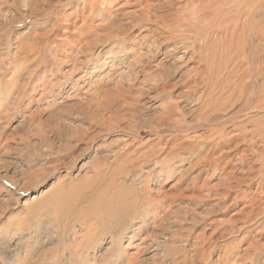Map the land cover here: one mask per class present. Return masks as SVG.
Masks as SVG:
<instances>
[{
	"label": "rangeland",
	"instance_id": "obj_1",
	"mask_svg": "<svg viewBox=\"0 0 264 264\" xmlns=\"http://www.w3.org/2000/svg\"><path fill=\"white\" fill-rule=\"evenodd\" d=\"M149 1L156 15L188 3ZM106 3L0 0V264H264L263 142L225 141L236 132L227 126L217 146L203 125L172 128L162 119L175 103L191 124L201 113L193 98L205 88L227 97L241 77L247 94L225 104L218 120L237 112L258 124L264 111L240 102L261 103L264 77L251 78L247 67L264 69V35L248 22L264 27V2H255L252 18L245 7L231 11L227 30L213 32L209 65L239 63L234 75L215 79L218 87H195L182 75L201 65L184 48L164 58L169 33L135 23L145 3ZM236 45H245L247 60ZM129 112L135 124L121 116ZM152 145L154 156L137 158Z\"/></svg>",
	"mask_w": 264,
	"mask_h": 264
},
{
	"label": "bare ground",
	"instance_id": "obj_2",
	"mask_svg": "<svg viewBox=\"0 0 264 264\" xmlns=\"http://www.w3.org/2000/svg\"><path fill=\"white\" fill-rule=\"evenodd\" d=\"M112 1L113 0H107L106 4H109V2L111 3ZM137 1H139L141 3H145V4L143 5L142 8H140V12L141 13L138 14L136 17L134 16L135 23L141 24L143 22H147L149 24L156 25L157 28H161V31H159V32H161V35H163V32L169 33V36H167V38H166L167 41L162 42V44H164V45L168 44L169 46H167V47H170V48H168L169 50L163 52L164 55H165V57H164L165 59H167V57H171L172 56L171 52L173 50H176V49H180L181 50L182 48H184L186 57H189L187 59H189L191 61V60H194L196 58V60L198 59L201 62L200 66L193 68L192 73L190 72V69L188 70L189 73L193 74V76H190V74H185V73L182 74V75L187 76V77L189 76L190 79H193L192 80L193 83H196L198 81L199 83L195 84V87H197L201 82L204 83L205 87H208V86L211 87L212 84L215 85V82H216L215 79L217 80V79H219V77L223 78V75L226 74V71L227 72L231 71L230 72L231 75H234L236 73V72H234V70H238V67H239L238 61L234 63L235 67L232 68L229 65V61L228 62L227 61H223L225 58L222 59L221 61L219 60L220 63H218L217 62L218 60L215 58L217 60V61H215L212 58V56H211L213 61H215V66H213L212 63H211V65H209L210 64V57L205 53L206 48L209 45H211V43H212V45H217L215 43V40L217 38H215V40H214V38L212 37L213 34H214L213 32L214 31H219V30H227L226 28H228L227 27L228 26L227 25L228 14H230L231 11L236 10L238 13H240L241 7H245L246 10L249 13V17L252 18L253 14H254V10H255V7H254L255 2L256 3L257 2H259V3L264 2V0H255V1L254 0H198V1L197 0H188L187 1L188 3L186 2L187 6H184V7L176 9L177 14H175L173 12V13H167L165 15H156L155 13H152L150 11L152 6H153V3H151L149 0H137ZM165 4H166V2H165ZM225 7H227V8H225ZM162 11H164V10H162ZM153 15H156L155 19H152V18L146 19V17H150V16H153ZM248 28H249V31L256 30L258 32H261V35H264V27H261V26L259 27V24L257 23V21L254 20V18L249 20ZM155 30L157 31V29H155ZM126 33H127L126 31L122 32V34H126ZM108 35H109V37H112V35L114 36L113 30H110L108 32ZM162 37L165 38V36H162ZM234 39L235 38L232 35L231 41H234ZM122 41H123V39H122ZM235 42H236V40H235ZM237 43H238V41H237ZM170 44H174V45L177 44V45L174 46L175 48L174 47L171 48ZM242 46L241 45H238V46L236 45L237 53L236 52L235 53L239 55L238 56L239 59H241L240 57H242V59L245 57V54H244V57H243V48L245 47V45H242ZM154 47H156V46H153V47L151 46V48L149 49L150 53H152L155 50H157V49H154ZM167 47H166V49H167ZM223 49H225V46H224ZM229 49H231V47ZM229 49L227 51H229ZM234 51H235V49H234ZM232 52H233V49H232ZM218 53H219V50H218ZM142 55L143 54H140V56H139V54H138L139 57L137 56L136 59L131 60L134 63L130 64V67H131V65L133 66V64L138 65L141 62L140 57H144ZM212 55H214V54H212ZM221 56H223V55L221 54L220 57ZM230 56H233V55H230ZM227 57H228V55H227ZM228 59H226V60H228ZM247 59H248V56L246 55V57L243 60H247ZM158 65L161 66V68L164 66L162 61L157 63V66ZM253 66H254L253 63L250 62L249 67H247L249 75L251 76V78L255 77L256 71H257V74H259L260 76L264 77V69L263 68L259 69V68H261L260 66H258V67L255 66V69H253ZM201 67H203V69ZM144 68H146V66H144ZM223 69H224V72L222 73ZM209 72H211L213 74L214 78H213V76L211 74L207 75V76L205 75V74H209ZM208 76H209V78H210V76H212L211 80H213V81H210L207 78ZM240 76H241V74H240ZM225 79L228 80V78H225ZM244 79L245 78L239 77V79H238L239 83L236 82V84L234 83V85L231 84V86H233L234 88H233V91L230 92L227 95V97L224 95L223 92L220 93V94L215 93L214 95H210L211 91L208 92L207 88H205L206 90H204V92H201L202 94L198 95L197 98H193V101L199 103L198 104L199 105V109L198 110H200L201 113L199 114L200 116L197 119L192 120L193 122L191 124H188V120L185 118L183 112H182V114L181 113L180 114L177 113L178 106H176L175 103H171V104L169 103L167 106H165L163 104L165 107L163 109L164 113L162 112V114H163L162 119L166 120V121H164L165 123L169 122V124L171 125L170 127H172V128H176L177 126H179V128L185 127L186 130H195L198 127H200L201 125H203L205 127H203L202 129H206V130H208L210 132L208 137H210L212 141H214V140L218 141L217 142L218 144H216L217 146H219V144H223L224 143L223 138H225L227 135H229L230 132H228L226 130L227 126L234 127L233 129H235L236 132L231 136V138H228L225 141H233L237 137L245 138V135L246 136L248 135V136H250V140L256 138L259 141L263 142V144H264V116L260 117V120H259L257 125L255 123H253L251 120H248L247 118L239 119L240 116H242L244 114L237 113V112L236 113L234 112L233 114H230V115L227 112V113H225L226 116H225L224 119L218 120L220 114L223 113L222 111L223 110H227L225 104H229L230 103L232 106H235V104L238 101L243 99V93H244V97H245V94H247V92L245 93V91H246V88L248 89V87H247V83L245 81H249V80L248 79L244 80ZM221 80H223V79H221ZM159 81H156L154 83V85L157 84ZM250 81H251V79H250ZM211 82H212V84H211ZM229 82H231V81H229ZM216 84H218V82H216ZM219 84H221V83H219ZM157 85L164 88L165 86L169 85V83L165 82V81H161ZM227 85H228V83H227ZM215 86H214V88H215ZM216 87H218V86H216ZM225 88H226V86H225ZM208 89H210V88H208ZM220 91H223V90H220ZM225 91H226V89H225ZM162 92H164L163 96H165L168 93L166 90H162ZM190 95H191V93H190ZM190 95H186V98L188 99ZM168 96H170V95H168ZM178 96H180V95H178ZM259 96L261 97L260 98L261 103L256 104V102H253V104L256 105V106H254L252 104H248L247 103L248 101L246 103H244L245 101L242 100L240 102V105L243 104V107H241V108H244L243 110H248L250 108L254 109V107H256V109H258L260 107V110L264 111V89L261 90V92L259 93ZM170 97H172V96H170ZM248 99H249V97H248ZM181 111L182 110H179V112H181ZM177 115H181L183 117L182 120L179 119ZM121 116L124 117L123 119L128 121V124H135L136 123L135 122V118H134L135 113H133V112H129L127 114L124 113ZM159 120H160V118H159ZM131 121L133 123H131ZM242 122H245V123L242 124ZM227 123H230V125H227ZM137 125H139V124H137ZM248 126L249 127L253 126V128L252 129H248ZM169 129H171V128H169ZM128 130L133 132L136 136H139L141 134L139 132V130L136 129V128L132 129L133 130L132 131L131 127H130V128H128ZM150 131L153 132L154 134H157L161 130L158 131L157 129H155V130L152 129ZM160 137H161V139L164 140V136L160 135L159 138ZM167 143L170 144V145L173 144V143L175 144V138H173V139L172 138H168L166 140V144ZM149 144H150V142H149ZM166 144H165V146H166ZM153 145L150 148H148V151H146V152L142 151L143 153L139 154L138 155L139 157H137V158H140L141 155L146 156L145 155L146 153H148L147 156H150L151 154L154 156L157 151L155 150ZM139 153H140V151H139ZM125 155L127 156V153ZM127 159H128V157H127ZM164 160L166 161V159H164ZM165 161H164L163 164L167 163ZM118 169L122 170L121 169V165H120V168H118ZM124 171H125V169H124ZM124 203H127V202H124ZM123 205H125V204H123ZM123 205H120V206H122L121 208H123ZM125 206L126 207H124V211L127 212V213H130L131 211L129 212V209H127V204ZM115 208H117V207H115ZM117 213H118V211H116V213L114 215V219L117 218L116 217ZM120 217H121V215H120Z\"/></svg>",
	"mask_w": 264,
	"mask_h": 264
}]
</instances>
